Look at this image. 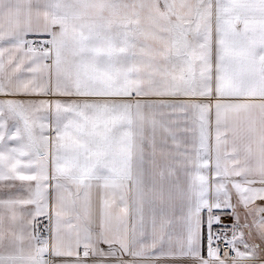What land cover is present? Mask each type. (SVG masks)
Here are the masks:
<instances>
[{"label":"snow or ice","instance_id":"1","mask_svg":"<svg viewBox=\"0 0 264 264\" xmlns=\"http://www.w3.org/2000/svg\"><path fill=\"white\" fill-rule=\"evenodd\" d=\"M0 264H264V0H0Z\"/></svg>","mask_w":264,"mask_h":264}]
</instances>
